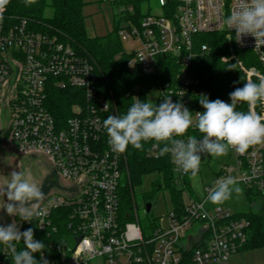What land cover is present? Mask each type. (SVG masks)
I'll return each instance as SVG.
<instances>
[{
  "label": "built area",
  "instance_id": "1",
  "mask_svg": "<svg viewBox=\"0 0 264 264\" xmlns=\"http://www.w3.org/2000/svg\"><path fill=\"white\" fill-rule=\"evenodd\" d=\"M11 1V0H10ZM114 1V0H112ZM161 8L169 0H158ZM236 0H177L171 15L164 9L146 15L139 24L124 22L118 31L122 41L137 47L128 66L158 83L161 103L166 96L181 102L189 111L202 112L199 103L205 90L194 69V59L208 45L195 49L194 36L225 32L232 45L253 50L264 67V46L256 48L252 36L238 43L223 20ZM133 12L132 7L129 8ZM248 80L264 77L255 67ZM52 85L82 91L84 102L76 103L72 115L59 121L48 104ZM146 86L135 87L138 95ZM183 93V94H182ZM264 115V105L251 109ZM113 115L112 102L99 94L91 61L59 37L36 31L25 18L8 15L0 23V157L9 147L19 155H44L53 171L65 183L37 203L32 222L22 221L21 231L32 228L34 239L45 244L43 255L50 264H179L183 241L197 226L190 264H229L230 257L247 243L249 221L222 205L207 207V197L190 196L185 213H169L167 229L157 227L146 235L136 212V221L121 222L120 186L124 153L112 151L103 121ZM202 134L189 128L184 137ZM162 147V145H161ZM234 163L222 169L219 178L234 172L245 189L264 194V145L251 146L244 154L231 150ZM150 158L170 156L175 186L185 187L184 174L170 153L150 147ZM200 171V167H199ZM198 171V172H199ZM211 188H208L210 190ZM39 213V215H36ZM65 215L67 220H61ZM24 247L17 244V250ZM39 260L40 253L34 254ZM0 264H13L12 256L0 244Z\"/></svg>",
  "mask_w": 264,
  "mask_h": 264
},
{
  "label": "trees",
  "instance_id": "2",
  "mask_svg": "<svg viewBox=\"0 0 264 264\" xmlns=\"http://www.w3.org/2000/svg\"><path fill=\"white\" fill-rule=\"evenodd\" d=\"M118 5H124L125 11L120 12L114 19V32L102 37L90 36L87 32L82 13L85 6L84 0H35L31 5L25 4V0H11L8 4V15L25 18L36 31L45 32L69 42L74 49L88 58L94 66L97 87L100 95L112 102L113 115H123L127 112L136 96L142 101L146 100L144 91L135 93V87L146 84L150 77L138 70H132L128 66L130 54L125 53L122 40L118 35L122 23L132 21L139 24L144 16L150 15L143 8V0H114ZM177 0H169L164 9L171 15ZM53 9L52 16H47L48 8ZM132 7L133 12L129 11ZM195 49L208 45L207 51H199L194 59V69L200 80V86L205 90L204 95L209 100L220 99L231 103L229 94L236 88H242L248 81L244 69L234 67L230 62H225L224 57L234 52L246 68L255 67L264 72L263 64L258 55L250 49L230 50L232 42L225 32H212L194 36ZM253 82L259 80L254 77ZM48 104L50 110L59 121L64 122L72 115L74 104L84 102L83 93L78 89L67 87L59 88L52 85L49 90ZM204 111L203 107L201 108ZM237 111H249L247 104H238ZM153 142L144 144L143 149H135L129 145L123 156V178L120 186L119 214L121 222L131 221L136 210L134 188L142 180L145 173L158 172L160 178L155 183V191L170 189L174 201L175 210L185 213L183 202L184 189H189V178H185V187L177 189L173 181L172 163L169 155L162 158H150L148 151ZM248 202L261 201V209L258 212L237 213L236 217H245L249 221L247 229V243L241 249L264 248V194L252 189H245ZM146 203L150 200L146 197ZM67 220L65 215L61 220ZM140 225L141 221L139 220ZM151 229L159 227L157 224ZM143 229V227H142ZM144 230V229H143ZM146 235L149 234L144 231ZM194 246L182 249V260L179 264H190Z\"/></svg>",
  "mask_w": 264,
  "mask_h": 264
},
{
  "label": "clouds",
  "instance_id": "3",
  "mask_svg": "<svg viewBox=\"0 0 264 264\" xmlns=\"http://www.w3.org/2000/svg\"><path fill=\"white\" fill-rule=\"evenodd\" d=\"M9 2L0 0V23ZM33 3L35 0H25L26 6ZM223 23L235 33L238 43H243L244 37L252 36L256 48L264 46V0H236ZM229 96L231 103L220 99L209 100L201 94L199 103L204 111L195 112V120L193 112L181 102H173L171 96L164 97L158 105L151 99L142 101L135 98L126 113L109 115L104 119L103 128L112 151L124 153L129 145L143 149L145 143L153 142L152 146L159 148L161 155L171 154L180 172L196 176L202 154L221 157L227 155L230 149L244 154L251 146L264 145V115L251 110L257 104L264 105V77L259 78L258 83L248 80ZM241 103L247 104L249 111H237V105ZM193 125L202 138H179L184 137ZM9 175L7 185L0 188V196L6 197L0 209L10 217L32 222L34 213L30 205L43 201L45 194L24 173L13 170ZM238 183L233 176L217 179L208 192L207 201L222 204L231 199L233 193L242 194L243 189ZM20 242L24 247L17 250ZM0 244L11 254L13 264H50L43 255L45 244L34 239L32 228L21 231L16 221L0 223ZM36 253H40L39 260L35 258Z\"/></svg>",
  "mask_w": 264,
  "mask_h": 264
},
{
  "label": "rangeland",
  "instance_id": "4",
  "mask_svg": "<svg viewBox=\"0 0 264 264\" xmlns=\"http://www.w3.org/2000/svg\"><path fill=\"white\" fill-rule=\"evenodd\" d=\"M85 6L83 7L82 13L84 16V23L87 32L93 37H102L107 34L113 33L115 24L114 19L120 12L125 11V6L118 5L112 0H84ZM143 8L146 12H150L151 15L160 14L163 10L159 5L158 0H143ZM165 12V11H164ZM53 9L48 8L46 11L47 16H52ZM124 24V23H122ZM227 35V34H226ZM229 38V36L227 35ZM125 51L131 52L137 47V43L133 40L122 41ZM236 49L230 44V50ZM225 62H230L234 67L244 69L247 71L250 68H246L243 61L232 52L229 56L223 58ZM252 68V67H251ZM133 69V68H132ZM260 72H263L259 70ZM247 73V72H246ZM254 78V77H253ZM252 78V80H253ZM248 79V74H247ZM259 80V78H257ZM146 86L144 91L145 99H151L157 105L159 98L158 83L149 81L141 85V88ZM139 96H136L138 98ZM9 147L3 148L2 155L0 157V188L7 185L10 179V173L20 171L26 175L30 182H35L40 186L41 190L45 194V197L54 191L60 190V186L65 183L58 177L53 171L52 164L44 155H19L8 149ZM234 163L231 152L221 157H213L207 154H202V160L200 164V171L196 176H190L189 178V191L190 196L194 199L204 200L208 195V188H211L214 182L219 178V174L222 169L227 166H231ZM228 176H235L234 172ZM227 177V176H226ZM160 178L158 172L145 173L142 176V180L139 184L135 185V202L136 210L134 209V217L131 221H136V212L139 220L141 221L144 231L150 232L151 226L157 224L159 227L167 229L169 221V213L175 209L174 201L170 189H160L155 191V183ZM238 186L243 189V193L237 195L233 193L232 198L222 204H212L208 201L207 207L210 209L217 205H222L226 208L231 209L237 213H247L249 211L258 212L261 209V201L248 202L245 196V188L241 183ZM177 189L181 190L182 187L176 186ZM190 196L187 192H183V202L188 203ZM146 197L152 204L150 213H146ZM6 197L0 196V207L5 203ZM38 202H32L30 209L34 212ZM0 223L8 224L16 221L21 230V223L19 217H10L6 212L0 209ZM197 226L195 225L188 231V237L184 239V243L188 246H193L198 241L196 233ZM229 264H264V248L246 249L234 253L230 259Z\"/></svg>",
  "mask_w": 264,
  "mask_h": 264
},
{
  "label": "water",
  "instance_id": "5",
  "mask_svg": "<svg viewBox=\"0 0 264 264\" xmlns=\"http://www.w3.org/2000/svg\"><path fill=\"white\" fill-rule=\"evenodd\" d=\"M151 209H152V204L150 202L146 203V208H145L146 213H150Z\"/></svg>",
  "mask_w": 264,
  "mask_h": 264
}]
</instances>
